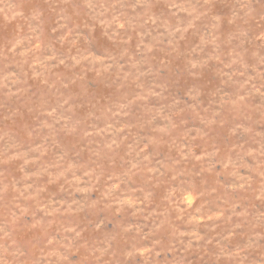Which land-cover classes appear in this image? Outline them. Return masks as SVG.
Listing matches in <instances>:
<instances>
[{
  "label": "rangeland",
  "instance_id": "obj_1",
  "mask_svg": "<svg viewBox=\"0 0 264 264\" xmlns=\"http://www.w3.org/2000/svg\"><path fill=\"white\" fill-rule=\"evenodd\" d=\"M0 264H264V0H0Z\"/></svg>",
  "mask_w": 264,
  "mask_h": 264
}]
</instances>
